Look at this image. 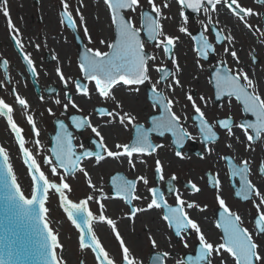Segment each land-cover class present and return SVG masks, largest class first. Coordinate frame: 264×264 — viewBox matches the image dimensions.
Masks as SVG:
<instances>
[{"label": "flooded vegetation", "instance_id": "obj_1", "mask_svg": "<svg viewBox=\"0 0 264 264\" xmlns=\"http://www.w3.org/2000/svg\"><path fill=\"white\" fill-rule=\"evenodd\" d=\"M25 1L7 0L6 3L13 29L18 30V34L9 28L8 18L3 15L5 5L0 4L3 16V19L0 18V61L6 62L5 65H0V101L9 106L0 111V145L10 163L23 166L19 146L22 141L31 158L40 168L49 172L48 166L43 164V159L46 156L52 158L51 149L55 146V137L59 132L57 121L64 122L73 133L77 154L83 150L94 153L100 151L103 159L97 161L95 155L85 157L79 162L77 169L69 174H65L63 169H58V181L64 176L66 182H108L113 175L135 181L132 196H138L139 199H133L131 205L123 196H117L114 189V217L118 225L123 223L131 230L152 232V237L156 233L155 229L151 228L152 224L164 226L167 230L166 236L161 235L164 245L159 246L155 240L161 250H152L151 253L168 252L167 259L170 263L183 261V264H186L185 256L194 257L199 248V239L194 230L189 228L182 233L183 238H176L174 228H170L168 222L163 220L166 210L162 207L147 209V204L152 199L149 189L152 188L164 192L165 200L173 207L176 206V195L179 194L185 202L188 217L198 224L201 233L214 247L223 242V230L217 227L223 211L217 199L219 196L225 201L229 212L240 217V226L249 232L259 249L264 250V234H260L255 227V219L264 211V206L257 208L260 198L254 194H264V175L260 172V168L264 167V134L259 140L247 139L248 135L254 136L255 133L251 129L245 132L241 124L253 123L256 117L244 111L243 103L237 101L235 96L228 97L225 93L218 98L215 80L217 74H223V69H228L234 75H240L242 72L253 81L257 94L264 99V35H261V31H264V3H258L257 0H237L243 9H251L253 13L240 19L226 5H218V11L205 15L203 11L196 12L184 7L179 0H152L151 4L149 0H138L134 11L124 9L121 14L126 20H130L134 27L142 28L141 12L148 11L155 17V13L151 12L152 5L160 7L161 17L158 19L162 35L159 39L164 36L174 38L171 56L175 63L165 55L162 47L155 46V41H149L142 30L140 36L144 51L155 57L149 62L150 81L143 85H124L121 81L109 90L114 99H105L96 91L95 82L87 80L80 69L85 49L106 52L109 50L107 44L116 38L111 12L104 0H87L89 5L86 0H64L68 4L67 10L72 15L75 27L68 26L66 18L64 23L61 22L62 0H30L35 6L42 7L36 9L38 14L33 17L22 10ZM165 4L168 6L165 7ZM73 6L76 7L75 10ZM77 8L80 9L79 15ZM81 15L83 22L80 20ZM209 19L214 28L204 30L201 22L207 23ZM102 20L106 24L104 32L95 26ZM248 25L258 31H252ZM182 26L187 27L188 31L181 32L179 29ZM217 30L225 38L219 44L216 42ZM201 34L213 46V51L207 59L197 52V48L201 46L198 40ZM228 37L232 38L231 43L227 40ZM17 39L21 43L20 49L16 47ZM225 48L229 51L225 52ZM232 51L236 52L237 58H233ZM23 55L29 56L35 73L29 71ZM157 67H165L174 74L157 85V89L164 97L172 100V111L180 117L182 126L194 138H185L183 146L180 147L173 143L175 137L171 133L166 132L163 137L150 133L151 141L162 147L150 155L134 153L131 158L133 167L126 156L108 157L107 152L97 149L96 144L100 137L96 136L87 124L81 129H76L72 118L87 117L91 125L101 133L109 151H122L117 149L116 145L134 141L135 130L127 121L125 125H121L120 116L127 113L135 118V124L149 128L152 126L150 118L160 114L153 107L155 102L151 99V85L160 77V73L156 71ZM57 68H60L61 74L68 81L67 87L60 79ZM176 79L179 80V85L175 83ZM77 80L87 86V95L83 91H77ZM68 95L71 96V102ZM189 95L193 98L191 101L187 98ZM19 99L25 100L24 106L19 105ZM56 100H60V103L56 104ZM193 102L201 109L204 119L217 134L216 139L203 141L198 129V119H194L199 114L195 112ZM73 103L76 107L72 106ZM65 104L68 105L67 108ZM101 108L118 115L100 116L97 110ZM29 116L33 118V124H29ZM225 119L229 121L231 132L217 124L218 120ZM12 125L20 130L19 137L13 131ZM33 125L38 136H34ZM176 151H181V157L175 155ZM108 160L113 161L114 168L101 171L103 164ZM157 160L162 164L163 180L155 171ZM244 162H248L247 180L254 189L248 193L247 200L243 198V194L236 195L240 190V181L238 177L231 175L233 167L242 166ZM86 168L90 169L91 174ZM99 168L101 170L97 171ZM53 177L55 176L52 175L51 178L54 179ZM141 177L146 179L147 183L140 179ZM189 181L197 186L198 192H193L188 187ZM212 181L217 183L213 185ZM187 203H194L196 206L188 209ZM133 207L138 210L134 215L130 213V208ZM150 211L154 212L156 217L147 222L142 219V215L152 214ZM180 243L181 249L178 248ZM185 243L187 247L184 246ZM218 262L234 264V259L229 253L221 250L218 254L213 253L210 258V264ZM144 264H150L149 258ZM202 264H208V261Z\"/></svg>", "mask_w": 264, "mask_h": 264}, {"label": "snow or ice", "instance_id": "obj_2", "mask_svg": "<svg viewBox=\"0 0 264 264\" xmlns=\"http://www.w3.org/2000/svg\"><path fill=\"white\" fill-rule=\"evenodd\" d=\"M258 3H264V0H257ZM7 0H0V4H4L3 15L8 18V26L13 29L12 22L9 18L10 14L6 7ZM107 8L111 12L112 24L115 26L116 38L114 42L107 44L109 51L102 52L99 50L93 51L88 48L85 49L83 56L81 57L80 69L84 74V77L89 81L95 82L96 91H98L101 97L105 99H114L111 96L110 89L114 85H118L121 81L124 85H143L150 81V67L149 62L154 60L155 57L146 54L144 51V43L141 40L140 33L143 30L149 41H155L157 48L162 47L166 56L175 63L174 58L171 56L174 44V38L164 36L163 39H159L162 35L160 31L159 19L161 17V9L156 5H152L151 12L155 13V17L148 11L141 12V25L142 28L134 27L130 20H126L122 15V10L128 9L134 11L138 5V0H104ZM152 3V0H149ZM179 3L186 8H190L193 11H203L205 15H210L214 11H218L217 6L226 5L236 17L244 19L246 16L253 15L251 9H243L237 0H179ZM165 7L168 5L165 4ZM68 4L62 0L61 14L62 23L66 22L70 27H75V22L72 18L71 13L67 10ZM80 9L77 8V14L79 15ZM183 15V12L181 13ZM81 22H83V16H80ZM202 28L208 30L214 28L211 19L207 23L201 22ZM248 27L252 31H258L252 29L251 25ZM17 32L18 30L13 29ZM181 32H187V27H181ZM87 33V29H85ZM216 42L222 43L224 37L220 35L219 31H216ZM261 35H264V31H261ZM15 39V37H14ZM200 47L197 48V52L204 59L208 58V55L213 51V46L209 43L206 37L201 34L198 38ZM229 43L232 42V38L228 37ZM101 43H105L101 41ZM16 47L21 48V43L17 39ZM39 47V46H37ZM229 49L225 48V52ZM233 58H237L235 51L231 52ZM24 61L27 63L29 71L35 73L33 63L28 55H23ZM6 62L0 61V65H5ZM60 75V79L64 81L65 87L68 86V81L61 74L60 68L56 69ZM156 71L160 73L159 79L151 85V91L153 95L151 99L155 102L153 107L159 111V115L152 116L151 127L145 128L144 125L135 124L134 117L127 113L120 116L119 123L121 125L131 124L135 130V139L130 144L116 145L117 149L122 151H109L105 144L101 133L96 127H93L85 118H72V123L76 129L83 128L86 124L91 127L93 133L100 137L99 142L96 144L97 149H101L107 152L108 157H122L126 156L129 159V164L132 165L133 154H152L157 151L162 145L154 144L150 139V133H156L160 137H163L166 132L171 133L175 137L173 143L177 146L182 147L187 139H193L182 126L180 117H178L172 111V100L167 99L164 95L158 91L157 85L164 82L169 77H173L174 74L165 67H157ZM217 97L227 94L228 97L235 96L237 101H241L244 106V111L252 113L256 120L253 123H242L241 127L244 128L245 132L251 129L255 135H248L247 139L252 141L253 139L259 140L264 134V99L261 98L260 94H257L253 81L244 75L242 72L240 75L232 74L228 69H223V74H217L216 78ZM242 80L244 82H242ZM246 82V83H245ZM175 83L179 85V80L176 79ZM77 91H83L85 95L88 94L87 86L81 84L79 80L75 81ZM171 87V85H169ZM188 100H192V96L189 95ZM68 99L71 102V96L68 95ZM203 100L204 97H201ZM19 105L24 106L25 100L19 99ZM56 104L60 103V100L55 101ZM73 107L76 105L73 103ZM9 106L3 101H0V111ZM68 105L65 104V108ZM195 112L199 114L198 117V129L202 135L203 141L214 140L217 138V134L213 131L211 125L204 119V114L201 112L199 107H196L193 102ZM100 116H115L118 113L107 111V109H98ZM51 112V109H49ZM29 124H33V118L29 116ZM11 123V121H9ZM59 132L55 137V146L51 149V157H44L43 164L48 166L51 174L55 176L58 169H63L65 174L74 172L79 162L85 157H92L95 155L96 160L100 161L103 156L100 151L92 152L83 150L77 154L75 145L73 144L74 136L65 125L64 122L57 121ZM217 124L231 132L229 127V121L218 120ZM13 131L19 137L20 130L12 125ZM34 136H38V132L33 125ZM39 143L38 141H36ZM20 149L24 152L26 157V163L30 171H32L33 186L31 191V199H26L24 194L21 192L20 187L16 183V178L12 175L11 166L7 165L5 159L3 164H0V187L5 190L4 198L15 208L14 220L24 221L31 223L32 234L37 237L33 240L26 234H21L18 231L8 228L5 229L0 226V264H23V260L31 255H39L42 259V264H58L57 256L52 252V249L57 246V235L53 234L50 230L49 224L45 222V213L48 211L44 207L45 200L47 199L46 194L49 193V189H52L59 195L60 205L63 210L67 213L68 219L80 229V247L84 249L85 237L88 240V247H90L95 253L96 259L99 264H113V261L108 258V253L103 247H101L98 240L92 234V228L90 222L93 220L92 213L87 208V201L91 200L92 197H88L87 200H81L79 203H74L65 195V191L69 189V184L64 182V176H61L60 183L57 184L54 181H50L46 178L45 172L40 170L37 166L36 161L31 158L27 150L24 148V144L21 141ZM5 155L4 149L0 147V157ZM175 155L181 157V151H176ZM54 158V159H53ZM134 167V165H132ZM81 171H84L81 169ZM156 173L159 175L161 180L164 179L162 175V164L160 160L156 161ZM249 171L248 162H244L242 166H234L231 175L238 177L240 181V190L236 192L237 196L243 194L244 199H248V193L254 191L253 186L247 180V173ZM261 175H264V167L260 168ZM87 176V172H85ZM175 177H173L174 179ZM140 179H144L141 177ZM147 183V180L144 179ZM135 181L124 180L123 177L117 175L113 177L112 184L115 189L117 196H123L125 201L131 205L133 199H139L138 196H132L133 189L135 188ZM213 185L217 182L212 181ZM188 187L193 192H198L199 189L191 181L188 182ZM152 193V199L147 204V209L152 208H163L166 210V214L163 216V220L168 222L170 228H174V234L177 237H182V233L186 232L189 228L194 230L199 239V248L196 250L197 254L189 256L188 264H202L204 261H208L210 264V258L213 253H220L221 250L226 251L234 259V264H264V250H260L258 245L254 242L253 237L249 232L240 226V217L229 212V209L225 206V201L220 199L218 196L219 206L223 210L220 214V221L217 223L218 228L223 230V242L216 245L209 243L205 236L201 233V229L196 222L188 217L185 211V202L181 199L180 195H176V206H170L165 200V193L152 188L149 189ZM255 196L260 198V204L257 208L260 209L264 206V194L259 192L254 193ZM38 204L39 210L33 209V205ZM196 205L194 203H187L186 207L192 209ZM103 208V205H101ZM203 210V209H201ZM138 210L136 208H130V213L135 214ZM80 217V221L76 219ZM98 219L100 221L105 220V216L101 214ZM109 225L113 224L111 219L107 220ZM255 227L260 234H264V211L255 219ZM119 239V235H117ZM150 242L153 247H157L155 239L150 237ZM187 247V244L184 245ZM121 247L123 249V258L121 264H136L135 259L131 258L129 248L124 246V242L121 241ZM169 256L168 252H164L157 256V260L160 264L166 261ZM177 264H183V261H178Z\"/></svg>", "mask_w": 264, "mask_h": 264}, {"label": "water", "instance_id": "obj_3", "mask_svg": "<svg viewBox=\"0 0 264 264\" xmlns=\"http://www.w3.org/2000/svg\"><path fill=\"white\" fill-rule=\"evenodd\" d=\"M5 159L7 160L5 155L3 157H0V164H3ZM7 165H9L8 160ZM12 169L14 172V177L16 178V182L20 187L21 191L24 193L25 196H30L32 191V182L30 179L28 180V177L26 176V171L20 166H14V164H12ZM30 174L31 176L33 175L32 171H30ZM66 192H68V189L66 190ZM4 196L5 190L0 187V226L5 229L12 228L21 234L28 235L33 240L37 239V237L32 234L31 223L24 221H15V223H10V221L14 220L15 208L11 204H9V202L4 198ZM57 198L58 194L51 189V191L48 193V199L45 204V208L48 209L45 221L48 222L53 233L57 235L58 247L56 248L55 252L59 263L96 264L92 253L88 251V249L84 250L80 248L79 243L77 241L79 240L78 233L76 230H74L69 221L66 220L67 218L62 212ZM32 207L36 211L39 210L38 204H35ZM44 215H46V213ZM76 219L78 220V222L80 221V217H77ZM92 224V231L94 234V227H96L99 222L95 219ZM85 245H88L87 237H85ZM52 252L55 254L54 248L52 249ZM23 264H42V259L39 255H31L23 260Z\"/></svg>", "mask_w": 264, "mask_h": 264}, {"label": "rangeland", "instance_id": "obj_4", "mask_svg": "<svg viewBox=\"0 0 264 264\" xmlns=\"http://www.w3.org/2000/svg\"><path fill=\"white\" fill-rule=\"evenodd\" d=\"M42 7H37L35 6L32 1L30 0H26L25 1V7L22 9L26 12V14L31 15L32 17L34 15H37L38 12L36 11V9H39ZM74 10L76 7H74ZM1 9V8H0ZM22 10L20 12H22ZM18 11V10H17ZM0 18L3 19L1 10H0ZM86 170L91 174L90 169L86 168ZM45 173L49 176V178L52 180L51 176V172L47 169H44ZM59 174L57 173L55 175V177H53V181L56 182L57 184L60 183V181H58V177ZM77 179V178H76ZM50 180V181H51ZM67 183V182H66ZM68 184L70 185V189H68V196L70 197V199L74 202H78L80 199H87L88 197H92L91 200H88V207L90 208L91 212L94 214V220L96 219V221L99 222L98 225H96V227H94V234H95V238L97 240H99V243L101 245V247H104L105 251L109 254L108 258H111V260L114 262V258L115 259H119V252L118 251H122V249L119 248V242L120 239H117V231L116 228L118 229V232H120L121 237L124 240V243L127 244V235L128 236H134L133 232L130 230L129 227H124V231L122 230V228L120 227V225H118L116 217H114V210L112 212H109L106 210V213H103L101 211V205L102 204H109L110 206H114V197L110 195L109 193V189L110 187L108 186V183H103V182H95V181H79L77 180L76 182H68ZM107 201V202H106ZM103 214L105 216V220L104 221H100L98 219V217ZM111 219L113 221L112 225H109L107 223V220ZM100 225H101V231L99 232L98 228L100 229ZM142 239V238H141ZM144 242L145 240L142 239ZM142 242V241H141ZM149 244V243H148ZM147 244V245H148ZM131 245V243H130ZM159 247V246H158ZM147 247L144 245H141V247L134 245L132 246L130 249V253H131V258L135 259L136 264H142V261L146 260V256L152 251V250H161V248L159 247ZM172 247V246H171ZM173 248V247H172ZM175 248V246H174ZM179 249L182 248L181 243L178 246ZM149 250V251H148ZM163 251V250H162ZM118 255V256H116ZM178 261L174 262L173 264H177ZM119 264V262H118ZM164 264H170L169 259H166V262ZM217 264H222L220 262H218Z\"/></svg>", "mask_w": 264, "mask_h": 264}, {"label": "bare ground", "instance_id": "obj_5", "mask_svg": "<svg viewBox=\"0 0 264 264\" xmlns=\"http://www.w3.org/2000/svg\"><path fill=\"white\" fill-rule=\"evenodd\" d=\"M86 3L89 5L87 0H86ZM105 25L106 24H105V22L103 20H102V22H98V23L95 24V26L98 27V28H101V30L105 27ZM103 32H104V29H103ZM111 168H114L113 161L112 160H108V161H106L103 164L102 170L99 168V169H97V171H99V170H101V171L106 170L107 171V170H109ZM109 204H112V203H109ZM109 204H102L103 208H101V211L103 213H106L105 208L109 212H112L114 210V207L110 206ZM149 213H152V214L144 213L142 215V219H144L145 221L149 222V220L151 218L156 217V215H154V212L150 211ZM155 225H157V224H155ZM155 225L154 224L151 225V228L155 229L154 231L156 232V233H154L153 237L150 234L152 232L148 233V232H142L140 230L132 229V232H136V233L133 234L134 236H128V235L126 236L127 237L128 247L131 248L134 245H137V246L141 247V245H145V242L142 239H145L147 241V239L149 240L150 237L151 238L155 237V240L158 242L159 246H163L164 243H163V239H162L161 235L164 234V236H166L167 235V230H166V228L164 226H160V225L159 226H155ZM120 227L122 228V230H124L125 224L122 223L120 225ZM98 230H99V232L101 231V225H100V229L98 228ZM124 231H127V230H124ZM119 235H120V233H119ZM130 243H131V245H130Z\"/></svg>", "mask_w": 264, "mask_h": 264}]
</instances>
